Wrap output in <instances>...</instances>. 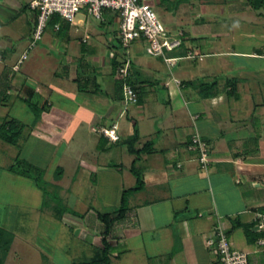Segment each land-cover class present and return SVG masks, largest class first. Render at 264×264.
Here are the masks:
<instances>
[{
	"label": "crops",
	"instance_id": "obj_1",
	"mask_svg": "<svg viewBox=\"0 0 264 264\" xmlns=\"http://www.w3.org/2000/svg\"><path fill=\"white\" fill-rule=\"evenodd\" d=\"M30 1L15 0L24 13L35 11L30 8ZM34 19L37 21V15ZM118 33L117 30L106 38V32L97 30L96 42L91 48H75L78 52L74 55L70 54L69 46L62 47L66 63L63 74L58 73L54 83H40L31 75L23 74L20 79L13 75L15 87L14 83H23L21 94L32 96V100L39 103L38 107H47L53 117L63 116L62 112L71 114L75 125L65 140L68 142L57 134L61 130L28 133L21 144V154L38 166L47 167L61 144L65 151L75 150L79 148L77 132L82 137L81 134L89 131L87 139L94 144L89 147L95 148V152L77 165L70 180L73 183L84 181L86 193L92 198L106 197L105 192L101 196L96 183L100 174L102 182H117L114 205L120 206L124 190L137 184L131 170L136 155L124 144L125 138L134 133L136 124L140 131L138 148L149 141L153 145L151 151L143 153L136 161L145 187L130 195L128 212L114 224L109 237L112 264H216L218 255L209 248L207 239L218 225L225 229L236 249L249 253L251 264H264V245L260 243L264 237L251 241L244 226L256 223L259 213H264L261 211L264 207V100L255 102L253 112L244 107V103L240 104L241 91L246 92L245 84L249 79L237 81L235 93L229 92L231 87L218 73L219 61L207 60L211 54L214 57L223 52L214 51L209 55L200 49L202 59L186 66L179 61L174 67L168 66L174 69V78L182 80L180 84L174 78H166V83L149 81L145 78L147 74H167V63L136 59L129 77L137 86L141 101L134 110L129 109L117 85L121 78L120 66L117 71L113 66L114 57L122 62L129 53L120 43ZM67 37L70 45L72 39L70 35ZM83 41L89 43L86 37ZM236 53L256 54L255 51ZM4 59L0 54V60ZM221 61L225 65L232 63L227 58ZM14 68L19 69L18 64ZM200 74L209 75V79L203 80L216 85L203 91ZM206 92L211 95H205ZM143 93L149 97L145 99ZM7 100L5 98L4 103ZM61 102L63 110L58 107ZM127 114L128 122L123 123ZM259 118L263 127L257 130L251 124ZM114 123L119 125L118 141H111L100 132ZM196 133H200L209 146L207 165L201 163L199 152L190 148ZM256 141L259 143L257 151L253 150L255 144L249 146ZM102 184L107 190V185ZM109 201L101 199V204H110ZM90 211L88 208L86 214ZM74 217L80 218L84 225V219ZM96 218L103 232L105 226ZM252 230L260 233L263 229L256 224ZM90 244L89 255L71 264L91 258L102 246V234L95 235Z\"/></svg>",
	"mask_w": 264,
	"mask_h": 264
},
{
	"label": "rangeland",
	"instance_id": "obj_2",
	"mask_svg": "<svg viewBox=\"0 0 264 264\" xmlns=\"http://www.w3.org/2000/svg\"><path fill=\"white\" fill-rule=\"evenodd\" d=\"M151 1L158 16L169 29L175 31L181 28L187 32L184 48L170 55H186L189 51L197 54L193 58L179 60L180 65L186 66L203 58L204 55L199 56L200 49L204 54L209 53V55L214 51H222V55L215 54L213 57L211 54L207 60L219 61L218 73L226 82L234 83L242 81L243 78L251 79L245 84L246 92L241 91L240 104L244 103L242 105L249 107L248 110L255 111V102L264 100V7L256 10L251 4L252 0ZM36 12L29 10L24 13L15 0H0V54L5 57L4 60H0V125L7 118L22 121L26 127L20 144H23L28 133L39 134L46 131L57 133L59 130L62 132L57 134L65 141L75 125L69 113L62 112L63 116L57 118L48 113L47 107L35 109L39 103L33 101L32 96L21 94L20 88L23 83L21 81L14 83L17 89L12 82L13 75L15 74L16 79H20L23 74L31 75L40 83H54L57 74H63L66 63V55L61 52L62 47L69 46L70 54L74 55L78 52H75L77 48H91L93 42H96L94 34L97 30L104 34L106 32V38H110L117 30L120 33V12L106 9L103 12V19H99L90 14L87 9H82L78 12L75 22L55 14L53 20L47 24L42 37L36 38L38 22V12L37 14ZM36 15L37 21L34 19ZM56 24H59V28ZM69 35L72 39L70 45L67 37ZM85 37L89 39V43L83 41ZM146 45L145 41L136 40L131 44L130 49H125L129 53L123 60V64L127 60L131 61L130 74L133 64L137 62L136 59L143 62L156 60L165 62L164 58L149 54L146 51ZM239 51L250 53L255 51L256 54L243 56L244 54L236 53ZM84 54L81 55L85 56ZM222 58H227L232 63L225 65L221 61ZM15 64H18L19 69L14 68ZM168 66L167 64V74L163 72L159 75L147 74L145 78L149 81L166 83V78H174L175 75L174 69H169ZM201 75L199 76L202 81L208 83V80L203 79H209L210 76ZM211 78H213L212 75ZM80 95L91 98L89 95ZM143 97L147 99L149 96L143 93ZM5 98L8 99L6 103H4ZM62 105L61 102L58 107L63 110ZM137 105L138 103H135L126 107L134 110ZM259 114L256 113L257 116ZM123 120V123H126L128 114ZM260 122L259 118L255 124L251 125L259 130L263 127ZM79 135L80 132H77L76 146L79 148H76V151H65L61 144L60 149L48 162V166L40 165L45 170L44 178L48 193L37 186L35 179L10 171L9 167L15 162L20 148L0 138V225L15 234L14 242L9 253L4 257L3 264H71L73 260L84 258L91 251L90 243L95 235L99 232L102 234L97 215L93 212L98 210L104 213L114 212L120 207L114 205L117 182L113 180L102 182L100 174L96 181L99 192L101 196L105 192L104 198L110 199V204H101V199L104 198L98 195L95 198L89 197L86 193V185H83L84 181L76 182V184L70 180L72 174L78 169L77 165L84 163L89 153L95 152V148H90L94 145L92 140L87 139L89 131L81 134L82 137ZM130 137L124 140L127 149L126 141ZM257 141L249 143V146L256 145V148H253L255 151L259 145ZM72 151L76 152V155ZM78 151L80 158L77 156ZM21 157H23L22 154ZM126 157L129 158L130 155ZM60 170V179H58ZM102 183L107 185V190L104 186V189L102 188ZM56 195H59L60 200L55 199ZM57 202L61 207L66 205L77 211L79 215L71 211L63 213L64 210L61 208L56 209ZM88 208L91 211L87 215ZM74 216L84 219V225L80 218ZM0 257H3L2 253Z\"/></svg>",
	"mask_w": 264,
	"mask_h": 264
},
{
	"label": "built area",
	"instance_id": "obj_3",
	"mask_svg": "<svg viewBox=\"0 0 264 264\" xmlns=\"http://www.w3.org/2000/svg\"><path fill=\"white\" fill-rule=\"evenodd\" d=\"M30 8L38 12V22L35 31L36 38H41L52 16L59 14L62 18L75 22L78 12L87 9L96 18L103 19V12L111 9L120 12V41L128 48L136 40L146 42V51L164 58L165 62L174 67L182 58H193L197 54L189 51L186 55L173 56L185 43L186 31L178 29L172 31L158 16L151 0H31ZM59 28V24L56 25ZM200 57L203 55H199ZM131 61L127 60L119 67V75L123 79L130 76ZM181 83L182 80L174 78ZM124 104L129 106L139 102V93L130 83L124 84ZM118 123L100 129V132L111 141H118ZM190 148L197 150L200 161L204 165L209 163V146L200 133L193 135ZM258 228L264 229V213H259ZM264 245V238L260 239ZM207 245L218 255L216 264H251L249 253L236 249L225 229L218 225L212 236L207 239Z\"/></svg>",
	"mask_w": 264,
	"mask_h": 264
},
{
	"label": "trees",
	"instance_id": "obj_4",
	"mask_svg": "<svg viewBox=\"0 0 264 264\" xmlns=\"http://www.w3.org/2000/svg\"><path fill=\"white\" fill-rule=\"evenodd\" d=\"M251 2H252L251 3L252 6L256 10H260L262 6L264 7V0H252ZM54 16L55 15L52 16L49 22L53 20ZM184 46L185 43L183 44L182 48H184ZM122 64L123 61L121 62L117 59V57H114L113 66L115 71H117L118 67L121 66ZM127 82L133 85V87L138 91V88L135 85V83L132 81L131 77H128L127 79H123V78L118 79L117 85L118 88L122 91V100H124V84ZM236 84L237 81L234 83L227 81V85L231 87L229 92L235 93ZM215 85H216L215 82L200 84L203 91L207 90L208 88H213ZM205 95L209 96L211 95V92H206ZM140 101H141V96L139 93V102ZM37 108L40 107L38 106L35 107V109ZM25 127L26 125L22 121L16 118H9V119L7 118L0 125V138H2L4 141L10 144L17 145L20 148V152L17 155L15 162L9 167V169L12 172L35 179L37 186L43 189L46 193H48L49 191L47 188V182L45 181L44 178L45 170L42 167L21 157L20 140ZM139 140H140V131L138 126L135 124L134 133L126 142L129 152L136 155V158L133 162L131 169L137 177L136 186L124 190L121 205L116 211L106 212V213L96 211L97 217L102 221V223L105 226V230L102 232V246L99 248V250L95 252V254L91 258L84 259L75 264H112V258H111L112 244L110 242L109 237L112 233L113 226L117 221L122 220L126 216L129 209L130 195L134 192L142 190L145 187V180L143 174L138 169H136V161L143 153H147L151 151L153 144L149 141L143 147L138 148ZM60 174H61V170L58 172V177H59L58 179H60ZM55 199L60 200L59 195H56ZM57 203L55 206L56 209H60V208L61 210L63 209L64 210L63 213L71 211L73 214L79 215L77 211L70 209L68 206L64 205L63 207H61V205ZM261 211L264 212V207L261 208ZM256 224H258V221L256 223L244 225L247 231V235L251 241L256 240L259 237H264V229L260 233L253 232L252 229ZM14 239H15V234L13 233V231L7 229L3 225H0V254L2 253L3 255V257H0V264H3L4 257L9 253Z\"/></svg>",
	"mask_w": 264,
	"mask_h": 264
}]
</instances>
